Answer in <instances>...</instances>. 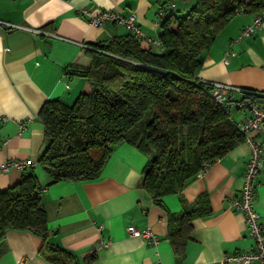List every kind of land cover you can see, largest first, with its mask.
Returning <instances> with one entry per match:
<instances>
[{
  "label": "crops",
  "instance_id": "1",
  "mask_svg": "<svg viewBox=\"0 0 264 264\" xmlns=\"http://www.w3.org/2000/svg\"><path fill=\"white\" fill-rule=\"evenodd\" d=\"M165 1L0 0L1 20L44 31L0 23V163L31 160L23 168L0 171V190L24 173L37 176L43 187L46 240L75 256L69 264H238L224 256L247 251L253 245L243 212L230 205V199L240 192L249 154L244 140L215 157L188 178L181 189L155 199L142 187V167L147 157L126 141L114 146L93 179L54 181L38 163L45 145L43 126L37 117L41 105L53 98L70 104L79 93L91 90L89 81L71 72V68L89 66L93 55L102 51L99 44L131 33L115 22L90 24L81 9L96 12L105 8L123 15L133 12L138 26L159 39V11ZM193 3L194 0H175L170 11L182 15ZM253 14L239 12L217 33L211 46L199 56L197 79L264 93V22L253 34L238 38ZM77 42L89 46L84 48ZM141 44L160 50L156 44ZM228 49L234 54L223 61ZM243 96V91H233L234 98ZM254 99L264 103L263 95L255 94ZM246 114V110L232 111L236 120ZM24 119L29 121L19 131ZM259 139L263 145L262 166L254 203L259 221L264 222V121ZM202 193L207 195L210 212L191 220L189 238L182 252L177 253L166 237L168 217ZM128 224L150 228L158 237L157 243L131 236L126 230ZM41 243L42 239L29 231L6 230L0 264H51L39 254ZM89 256L92 258L87 260Z\"/></svg>",
  "mask_w": 264,
  "mask_h": 264
},
{
  "label": "trees",
  "instance_id": "2",
  "mask_svg": "<svg viewBox=\"0 0 264 264\" xmlns=\"http://www.w3.org/2000/svg\"><path fill=\"white\" fill-rule=\"evenodd\" d=\"M263 7L264 0H194L184 14L169 10L161 17L160 50L129 32L99 44L89 66L71 68L95 87L70 104L53 98L41 105L45 145L38 163L54 181L93 179L114 146L126 141L147 157L142 187L152 198L181 189L204 163L243 141L235 120L195 76L199 56L232 17ZM42 188L29 172L0 190V253L6 230H24L42 239L41 257L69 264L75 256L46 240ZM209 212L202 193L168 217L166 237L175 252H182L191 220Z\"/></svg>",
  "mask_w": 264,
  "mask_h": 264
},
{
  "label": "built area",
  "instance_id": "3",
  "mask_svg": "<svg viewBox=\"0 0 264 264\" xmlns=\"http://www.w3.org/2000/svg\"><path fill=\"white\" fill-rule=\"evenodd\" d=\"M175 0H166L165 7L160 9L159 16L163 17L171 7L174 5ZM82 13L87 16L88 22L93 25H102L105 22H115L124 25L133 35L139 38L141 41L147 44H156L160 46V40L152 38L146 34L136 23L135 13L131 12L128 15H123L112 9H98L96 12L90 11L87 7L81 9ZM264 22V7L255 12L252 19L244 24L240 29L238 38L253 34L258 28L261 27ZM0 23L7 27H21L28 28L34 32H44L40 29L31 28L23 25H17L3 21L0 19ZM51 36L59 37L55 33H48ZM68 40V39H67ZM81 47H88L89 45L77 42ZM234 52L228 49L224 53L223 61L227 60L229 55H233ZM203 83L209 85L208 92L213 100L229 114L231 118L232 111L234 109L246 110L247 114L243 119L235 120L239 131L243 135L244 142L249 147L248 158L243 170V181L240 188V192L235 197L230 199V205L237 210L243 212L245 220L249 229V234L253 238V245L247 251L235 252L230 255H225V260H232L238 264H249L254 261L264 262V222L259 221V212L257 211L254 203L255 189L258 185V174L260 173L262 166V153L263 145L259 139L261 131V123L264 121V103L255 99L242 97L234 98L233 91L240 90L245 92H251L254 94H260L264 96V93L255 92L242 87L229 85L219 81H213L208 79H199ZM29 119H24L19 123V131L22 130ZM31 164V160H16L9 159L0 163V171H7L11 167L23 168ZM208 163H204V168ZM127 232L134 237H141L144 241L150 244H156L158 237L150 228L139 229L132 224L126 226Z\"/></svg>",
  "mask_w": 264,
  "mask_h": 264
},
{
  "label": "water",
  "instance_id": "4",
  "mask_svg": "<svg viewBox=\"0 0 264 264\" xmlns=\"http://www.w3.org/2000/svg\"><path fill=\"white\" fill-rule=\"evenodd\" d=\"M89 83L91 85V89H93L95 87V84H96L95 81L90 80Z\"/></svg>",
  "mask_w": 264,
  "mask_h": 264
}]
</instances>
